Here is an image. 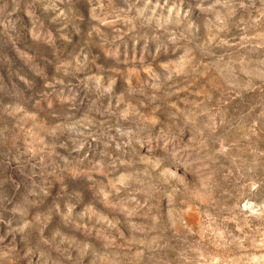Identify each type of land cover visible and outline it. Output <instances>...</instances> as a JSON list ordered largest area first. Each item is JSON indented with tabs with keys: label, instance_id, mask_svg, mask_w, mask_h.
I'll return each instance as SVG.
<instances>
[{
	"label": "rangeland",
	"instance_id": "obj_1",
	"mask_svg": "<svg viewBox=\"0 0 264 264\" xmlns=\"http://www.w3.org/2000/svg\"><path fill=\"white\" fill-rule=\"evenodd\" d=\"M0 264H264V0H0Z\"/></svg>",
	"mask_w": 264,
	"mask_h": 264
}]
</instances>
